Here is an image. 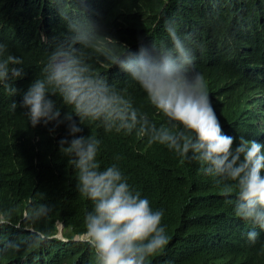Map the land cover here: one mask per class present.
<instances>
[{
	"label": "clouds",
	"instance_id": "9594fccd",
	"mask_svg": "<svg viewBox=\"0 0 264 264\" xmlns=\"http://www.w3.org/2000/svg\"><path fill=\"white\" fill-rule=\"evenodd\" d=\"M228 3L208 1L218 11L226 10ZM60 11L67 31L59 41L43 32L42 20L24 12L0 13V87L15 96L13 82L26 75L23 59L9 54L3 42L27 39L24 28L34 26L30 39L48 49L47 59L20 104L13 100L10 108L26 110L32 128L51 124L53 134L60 125L67 127L65 138L59 139L62 133L54 137L70 163L68 169L76 174L77 190L92 205L84 217L83 236L75 239L89 246L97 264H149V258L169 243L161 224L163 210H153L150 195L120 165L127 151L131 159L154 156L152 162L164 175L180 178L176 174L188 165V172L216 178L234 215L253 226L247 240L255 244L260 235L256 229L264 231V143L249 137L255 130L264 134V59L253 64L245 59V86L236 113L243 121L232 135L222 128L205 78L196 71V54L187 44L190 38L182 39L174 22L165 24L169 47L157 48L144 37L133 45L121 43L83 12ZM58 17L54 12L45 21L52 24ZM26 18L27 25H21ZM233 21L241 33L246 27L257 30L264 23V4L239 12ZM132 24L121 23L118 29L123 34L143 31ZM197 46L204 66L209 65L210 54L202 44ZM93 53L107 64L93 62ZM61 107L66 109L63 114ZM160 154L172 158L173 167ZM53 212L54 205L34 202L14 222L15 208L0 210V231L13 227L27 232L23 240L8 241L7 246L20 251L22 245L47 243L36 226ZM239 223L247 232L248 225ZM62 231L58 225L54 237L66 241Z\"/></svg>",
	"mask_w": 264,
	"mask_h": 264
},
{
	"label": "trees",
	"instance_id": "16d2710c",
	"mask_svg": "<svg viewBox=\"0 0 264 264\" xmlns=\"http://www.w3.org/2000/svg\"><path fill=\"white\" fill-rule=\"evenodd\" d=\"M208 1L61 0L58 4L55 0H0V13L24 12L22 15L42 20L43 32L59 41L67 31L60 10L83 12L102 27L105 35L121 43L133 45L144 37L150 43L155 42L157 48L169 47L171 41L165 24L174 22L181 38H190L187 44L196 54V71L205 78L222 128L234 135V129L243 121L236 113L238 96L245 86V59L252 64L264 59V23L257 30L246 27L241 33L233 18L239 12L264 4V0H228L226 10L222 11L213 10ZM54 12L59 15L58 20L47 24L46 16ZM27 21L28 18L23 19L20 24L26 26ZM130 21L133 28L140 26L143 31L121 33L120 24ZM33 28H24L28 36L25 40L16 37L3 42L9 54L23 59L26 75L13 82L18 89L15 96L0 87V210L15 208L14 222L21 220L24 210L34 202L50 203L54 212L36 226L48 238L41 246L22 245L20 251H15L7 242H19L27 232L13 227L0 231V264H97L89 246L75 239L83 236L84 217L92 205L77 190L76 174L72 168L68 169L70 163L60 153L59 140L54 137L62 133L59 139L65 138L66 125H60L50 134L51 124L32 128L24 114L26 110L10 108L13 100L20 104L32 80L40 77L47 59L48 49L30 39ZM197 44H202L204 52L210 54L209 65L204 66L198 56ZM92 55L96 57L93 62L107 64L98 53ZM64 111L61 107L62 114ZM249 138H259L257 141L264 143V134L259 130ZM157 156L173 167L172 158L164 154ZM153 157L141 154L131 159L124 151L120 159L131 180L150 195L148 200L153 210L164 212L161 224L169 243L162 252L149 258V264H264V231L257 228L259 238L255 244H249L247 233L253 226L234 215L233 205L221 195L222 183L218 184L216 178L188 172V165L176 174L180 178L164 175L152 162ZM240 221L248 225L247 232ZM58 225H62L66 241L54 237Z\"/></svg>",
	"mask_w": 264,
	"mask_h": 264
},
{
	"label": "bare ground",
	"instance_id": "6f19581e",
	"mask_svg": "<svg viewBox=\"0 0 264 264\" xmlns=\"http://www.w3.org/2000/svg\"><path fill=\"white\" fill-rule=\"evenodd\" d=\"M232 15H233V14H232ZM227 16H228V15H227ZM229 17H230V15H229ZM215 20H216V19H215ZM144 30H145V29H144ZM147 34H148V33H147ZM147 34H146V35H147ZM142 35H143V34H142Z\"/></svg>",
	"mask_w": 264,
	"mask_h": 264
}]
</instances>
